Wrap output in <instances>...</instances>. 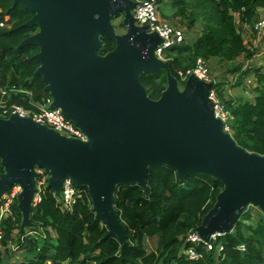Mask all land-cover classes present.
<instances>
[{
	"label": "water",
	"instance_id": "1",
	"mask_svg": "<svg viewBox=\"0 0 264 264\" xmlns=\"http://www.w3.org/2000/svg\"><path fill=\"white\" fill-rule=\"evenodd\" d=\"M32 10L24 24L37 32L19 47L35 45L39 66L33 73L47 83L51 108L81 128L87 138L67 136L31 116H0V199L19 185V233L38 225L31 215L43 169L47 185L62 198L66 178L87 187L96 217L127 244L126 225L116 207L120 185H141L150 192L148 172L161 165L176 170L180 181L206 174L223 184L214 205L194 230L209 242L233 230L249 205L264 212V154L241 147L216 115L210 96L213 81L191 73L185 83L157 55L163 38L134 14L136 0H13ZM123 15L127 31L118 33L113 18ZM107 40L115 47L100 53ZM165 70L167 87L159 98L148 95L143 73Z\"/></svg>",
	"mask_w": 264,
	"mask_h": 264
},
{
	"label": "trees",
	"instance_id": "2",
	"mask_svg": "<svg viewBox=\"0 0 264 264\" xmlns=\"http://www.w3.org/2000/svg\"><path fill=\"white\" fill-rule=\"evenodd\" d=\"M165 7L173 10L169 18H180L188 28L202 23L201 33L193 42L174 45L164 53L171 73L179 81L178 71L193 68L198 57L232 62L242 55L247 59L255 55L256 50L248 47L244 39L242 27L254 25L258 10L264 9V0H170ZM33 14L21 3L0 0V21L8 25L0 29V87L16 86L30 91L31 95L13 92L8 100L28 109H37L34 104L50 96L46 81L33 76L39 66L34 58L39 47H19L24 38L37 31V26L24 24ZM115 45V40L105 39L100 53H107ZM230 71L239 73L236 86L242 85L245 77L254 76L253 100L226 98L224 83L213 81L212 89L229 114L226 123L236 142L250 152L264 154V68L250 66L244 70L242 65H236ZM141 81L152 98H159L167 87L165 70L143 73ZM148 184V195L139 184L118 187L116 207L126 225L125 246L116 236L105 238L107 228L96 217L85 186L78 188L81 195L68 209L45 183L31 215L38 225L30 228L34 235L27 230L19 233L22 214L15 198L12 215L0 224V245L5 247L4 251L0 249V264H5L8 246L16 240L19 249L26 253L21 264H264V219L250 223L252 215L248 210L232 231L213 241L211 250L205 243L187 240L189 231L202 222L223 189L220 181L201 173L187 175L180 181L174 168L161 165L157 172L149 169ZM1 202L2 198L0 205ZM153 236L159 238V247L148 252L144 241ZM219 244L223 245L220 252ZM191 247L201 254L199 259L186 253Z\"/></svg>",
	"mask_w": 264,
	"mask_h": 264
},
{
	"label": "built area",
	"instance_id": "3",
	"mask_svg": "<svg viewBox=\"0 0 264 264\" xmlns=\"http://www.w3.org/2000/svg\"><path fill=\"white\" fill-rule=\"evenodd\" d=\"M134 14L137 19V23L140 25H149V31H157L159 35L163 38V43L157 49V55L163 59L165 51L174 46L186 42L185 31L181 26L174 25L172 22L167 19L161 18L160 14V2L159 0H142L138 1L137 6L134 9ZM8 26L5 21H0V29ZM253 31L260 34L264 38V15L259 16L257 21L253 25ZM166 60V59H165ZM180 83H185L187 78L191 73H195L200 79L206 81H213L211 77L210 67L208 65V60L203 57H198L196 60L195 66L186 71L179 70ZM27 93L31 95L32 93L28 90L11 86L9 88L0 87V116L9 117L12 113H19L21 116H31L34 120L45 123L50 127H53L55 130L61 134L67 136L78 137L81 139H86L87 136L85 132L76 126L71 120L67 119L59 108L53 109L50 107L52 103V97H46L43 99V102H36L34 105L37 109H28L22 104L18 103H8L11 93ZM210 96L215 100L216 115L222 117L226 122L228 119V112L225 111L223 103L220 101L219 97L216 94V91L211 88ZM41 173L40 178L38 179V192L36 194V201L41 199L40 189L47 183L48 176L44 175L43 169H38ZM21 187L19 185L13 186L6 194L2 197V202L0 205V224L3 218L12 215V203L15 198L18 197ZM81 195V191L78 190V187L73 183L71 178H66L64 181L63 189L61 196L58 198L59 202L64 208H70L75 202L76 199ZM222 234L216 233L211 236L209 242H205L200 235L192 229L187 234V240L198 243H205L209 250L213 249L214 243L218 236ZM2 237V231L0 228V239ZM240 247L245 249V245L241 244ZM218 251L223 250V245L219 244L217 246ZM192 259H199L201 254H199L194 247H191L186 251Z\"/></svg>",
	"mask_w": 264,
	"mask_h": 264
},
{
	"label": "rangeland",
	"instance_id": "4",
	"mask_svg": "<svg viewBox=\"0 0 264 264\" xmlns=\"http://www.w3.org/2000/svg\"><path fill=\"white\" fill-rule=\"evenodd\" d=\"M142 1V0H136ZM167 1V2H166ZM160 3V14L161 18L167 19L172 22L174 25L181 26L186 35V42H193L201 33L202 23L199 21L198 24L194 28H188L187 23L182 22L180 18L172 19L168 17V14L172 13L173 10L170 7H165V3H169L170 0H166ZM113 23L118 33H124L127 31V28L123 23V15H118L113 18ZM253 24H245L242 27L244 39L248 45L252 49L256 50L255 55L247 59L243 55L237 58L232 62H221L217 58H212L208 60V65L211 71L212 80L216 83H224L226 86V91L224 93L225 97H232L241 100H253L255 93L253 92V87L255 86L254 76L245 77L243 84L240 86H236V79L239 76V73H232L230 70L236 65H242L243 69H247L248 67H263L264 68V39L261 36H258L257 33L253 31ZM226 128L230 133L229 127L226 123ZM43 176H48V173L44 171ZM248 212L251 213L252 219L250 223L255 224L258 219H264V212L255 205H249L247 208ZM27 231L33 234V231L28 228ZM145 247L148 252L156 251L159 247V238L157 236L149 237L144 241ZM1 250H5V247L0 245ZM9 254L5 256V264H21V262L25 259L26 253L24 250L19 249L18 241L11 243L8 246ZM68 264V263H65Z\"/></svg>",
	"mask_w": 264,
	"mask_h": 264
},
{
	"label": "crops",
	"instance_id": "5",
	"mask_svg": "<svg viewBox=\"0 0 264 264\" xmlns=\"http://www.w3.org/2000/svg\"><path fill=\"white\" fill-rule=\"evenodd\" d=\"M258 12H259V16L264 15V9L260 8V9L258 10ZM258 18H259V17H258ZM255 33H256V32H255ZM257 35H258V36H261V35L258 34V33H257ZM261 37H262V36H261ZM262 39H264V38L262 37ZM225 91H226V86L224 85V93H225ZM226 98H232V97H226ZM235 99H238V97L236 96ZM33 234H35L34 231H33Z\"/></svg>",
	"mask_w": 264,
	"mask_h": 264
},
{
	"label": "flooded vegetation",
	"instance_id": "6",
	"mask_svg": "<svg viewBox=\"0 0 264 264\" xmlns=\"http://www.w3.org/2000/svg\"><path fill=\"white\" fill-rule=\"evenodd\" d=\"M28 11H32V10H29V9H28ZM33 13H34V12H33ZM33 15H34V14H33ZM38 29H39V28L37 27V31H38ZM37 31H36V32H37ZM34 33H35V32H34Z\"/></svg>",
	"mask_w": 264,
	"mask_h": 264
}]
</instances>
